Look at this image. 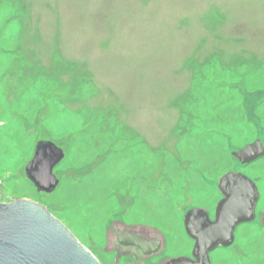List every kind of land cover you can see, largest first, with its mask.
Returning <instances> with one entry per match:
<instances>
[{
    "label": "rangeland",
    "instance_id": "1",
    "mask_svg": "<svg viewBox=\"0 0 264 264\" xmlns=\"http://www.w3.org/2000/svg\"><path fill=\"white\" fill-rule=\"evenodd\" d=\"M257 137L264 0H0V202L43 205L101 264L115 219L190 253L185 211L213 217L229 170L256 182V219L211 262L264 264V157L231 155ZM41 139L64 150L52 192L25 175Z\"/></svg>",
    "mask_w": 264,
    "mask_h": 264
},
{
    "label": "water",
    "instance_id": "2",
    "mask_svg": "<svg viewBox=\"0 0 264 264\" xmlns=\"http://www.w3.org/2000/svg\"><path fill=\"white\" fill-rule=\"evenodd\" d=\"M231 155L243 165L264 157L262 138L232 150ZM63 158L62 147L41 139L25 166V175L38 190L52 192L60 182L53 170ZM217 188L222 197L213 217L203 207L187 208L183 216L185 230L195 241L193 256L167 258L162 264H212L210 253L217 247L230 246L239 225L255 221L260 192L249 175L229 170L218 179ZM146 228L155 230L152 226ZM109 231L110 244L106 245L109 250L115 234L119 244L136 247L144 255L163 250L162 233L146 239L133 230L116 232L113 227L114 233L111 228ZM0 264L101 263L46 207L28 199H17L0 202Z\"/></svg>",
    "mask_w": 264,
    "mask_h": 264
},
{
    "label": "flooded vegetation",
    "instance_id": "3",
    "mask_svg": "<svg viewBox=\"0 0 264 264\" xmlns=\"http://www.w3.org/2000/svg\"><path fill=\"white\" fill-rule=\"evenodd\" d=\"M114 223L112 224L113 227L115 228L116 232H120L122 231V229H126V230H133L135 232H138V235L146 238V239H150V238H155V233H158L161 235H163L164 237V232L161 231V230H157L156 228H153L156 230H150V229H147L146 226H150L151 227V224H146V223H139V222H124L120 219H116V221L114 220L113 221ZM122 225L123 228L120 226ZM121 228H119V227ZM183 231L186 235L185 237V241H191L192 242V248H191V251L190 253H185V252H182V253H177V254H170V253H167L165 252L166 251V246H167V240L166 238L164 237L163 239V250L162 251H159L157 253H154V254H150V255H144L138 248L136 247H132L131 245H122V244H119L116 240V234H115V237H114V240H113V243L111 245V251L115 253V261H114V264H119L120 261L122 260L123 258V261H124V264H162V262L164 261V259H167V258H171V257H176V256H189V257H192V250H193V247H194V239L189 236L185 230V227H184V224H183ZM107 244H110L109 241H107ZM218 248V247H217ZM211 255V253H210ZM211 257V256H210ZM126 258H129V260L125 261Z\"/></svg>",
    "mask_w": 264,
    "mask_h": 264
},
{
    "label": "bare ground",
    "instance_id": "4",
    "mask_svg": "<svg viewBox=\"0 0 264 264\" xmlns=\"http://www.w3.org/2000/svg\"><path fill=\"white\" fill-rule=\"evenodd\" d=\"M132 199V198H131Z\"/></svg>",
    "mask_w": 264,
    "mask_h": 264
}]
</instances>
